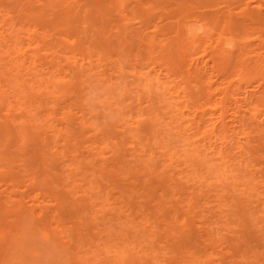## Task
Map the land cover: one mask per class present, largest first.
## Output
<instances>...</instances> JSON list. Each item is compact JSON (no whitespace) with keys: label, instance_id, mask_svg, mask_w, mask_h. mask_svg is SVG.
I'll return each instance as SVG.
<instances>
[{"label":"bare ground","instance_id":"6f19581e","mask_svg":"<svg viewBox=\"0 0 264 264\" xmlns=\"http://www.w3.org/2000/svg\"><path fill=\"white\" fill-rule=\"evenodd\" d=\"M258 216L264 0H0V264H264Z\"/></svg>","mask_w":264,"mask_h":264},{"label":"rangeland","instance_id":"374dc122","mask_svg":"<svg viewBox=\"0 0 264 264\" xmlns=\"http://www.w3.org/2000/svg\"><path fill=\"white\" fill-rule=\"evenodd\" d=\"M255 215H256V214H255ZM255 215H253L254 218H256ZM214 216H215V215H212V216H211L212 219L214 218ZM232 216H234V215H232ZM235 217H236V216H235ZM235 217H234V218H235ZM258 217H259V216H258ZM234 218H231V217H230V222H231V220H233L232 223H234V222H235V221H234ZM240 218H241V217H240ZM240 218L238 217V219H240ZM252 218H253V217H252ZM254 218H253V219H250V218L248 217L249 221H247V222H248L249 226H251V227H250V228H251L250 230H252V228H255V230H256L255 232H254V231H253V232L250 231V232L256 234L257 230L262 229V228H258V229H257V226H256V225H258V224H252V225H250L249 222H251V221L253 220V222L255 221V222H257V223H261V222H264V221L255 220ZM260 218H261V217H259L258 219H260ZM243 219H244V222H245V220H246L247 218H246V219L243 218ZM248 219H247V220H248ZM256 219H257V218H256ZM235 220H236V218H235ZM261 220H264V219L261 218ZM242 221H243V220H242ZM236 222H237V220H236ZM236 222H235V224H236ZM239 222H240V221H238V223H239ZM255 222H254V223H255ZM235 224H231V226L234 227ZM237 225H238V224H237ZM237 225H235V226H237ZM261 225H264V224L261 223ZM252 226H254V227H252ZM259 226H260V225H259ZM260 227H261V226H260ZM220 231H222V232H221L222 234H225V232H228L227 229H226V228H223V227H222V229H221ZM262 231H264V229H262ZM247 232H248V231H247ZM250 232H248V234H247L246 236H250V237H251V234H249ZM221 233H220V234H221ZM257 233L260 234V232H257ZM252 235H253V234H252ZM223 236H224V235H223ZM257 236H259V235H256L255 237H257ZM226 238H227V237H226ZM228 238H229V237H228ZM252 238H253L254 240L257 239V238H254L253 236H252ZM254 240H253V241H254ZM253 241H252V243H253ZM256 241H257V240H256ZM256 241H255V242H256ZM255 242H254V243H255ZM175 255H176V254H175ZM175 255H174V254H173V255H170V257H171L170 260L173 261Z\"/></svg>","mask_w":264,"mask_h":264}]
</instances>
